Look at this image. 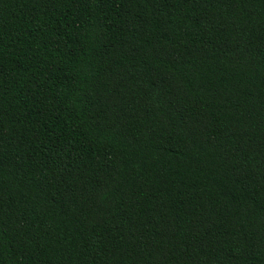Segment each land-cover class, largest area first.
<instances>
[{
	"label": "trees",
	"instance_id": "trees-1",
	"mask_svg": "<svg viewBox=\"0 0 264 264\" xmlns=\"http://www.w3.org/2000/svg\"><path fill=\"white\" fill-rule=\"evenodd\" d=\"M0 264H264V0H0Z\"/></svg>",
	"mask_w": 264,
	"mask_h": 264
}]
</instances>
